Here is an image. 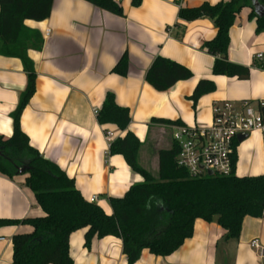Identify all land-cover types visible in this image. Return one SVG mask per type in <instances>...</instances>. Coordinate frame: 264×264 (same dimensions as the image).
Here are the masks:
<instances>
[{"label":"crops","instance_id":"obj_1","mask_svg":"<svg viewBox=\"0 0 264 264\" xmlns=\"http://www.w3.org/2000/svg\"><path fill=\"white\" fill-rule=\"evenodd\" d=\"M113 1L122 10L121 16L83 0H53L45 21L23 23L40 35L43 46L27 52L36 75L35 91L19 121L30 146L73 179L82 198L107 216L112 215L109 199L123 197L133 184L143 181L130 172L122 156L108 154L105 133L111 132L114 140L125 135L115 125L96 121L108 93L114 94L119 107L129 110L128 132L141 143L138 162L154 175L158 172L156 152L169 148L176 124L208 126L214 103L242 107L244 102L256 105L264 100V31L255 33L256 22L248 19L250 9L241 11L229 31V61L250 70L249 78L239 81L213 75L214 57L201 49L214 39L213 23L209 19L186 23L178 18L180 8L229 0ZM123 55L129 60L126 77L112 72ZM159 57L186 68L191 79L178 82L168 92L152 89L145 76ZM200 80L212 81L216 89L193 104L190 97ZM26 84L21 60L0 54V136L4 139L12 134L11 115ZM148 149L151 158L144 155ZM235 152L237 177L264 174V136L237 142ZM26 177L17 175L10 180L0 175V220L45 216L32 192L24 187ZM31 232L27 225L0 230V264H12L11 238ZM85 232L79 230L68 237L74 264H127L120 238L94 240L86 248ZM240 233L236 243L225 246L228 263L264 264V255L250 247L256 241L264 249V217L245 218ZM192 235L165 258L143 250L135 264H216L217 248L225 236L222 228L215 220L198 219Z\"/></svg>","mask_w":264,"mask_h":264},{"label":"trees","instance_id":"obj_2","mask_svg":"<svg viewBox=\"0 0 264 264\" xmlns=\"http://www.w3.org/2000/svg\"><path fill=\"white\" fill-rule=\"evenodd\" d=\"M93 7L121 16L122 10L113 0H83ZM53 0H0V54L21 60L27 84L21 92L15 112L11 115L12 134L0 136V175L10 180L25 168L24 187L35 197L44 217L19 221L0 220V230L8 226L27 225L29 234L13 236L12 264H74L69 255V239L73 232L84 230L86 248L94 240L118 237L127 264H135L142 251L165 258L177 251L186 239L193 237L198 219L206 223L214 220L225 236L217 248L216 264H229L225 246L236 243L241 236L245 218L264 217V174L256 177H206L191 179L188 172L176 166L178 147L171 142L168 149L156 152L157 174L146 171L138 162L141 143L128 132L129 110L119 107L115 96L108 93L97 111L100 125H115L124 137L110 144L109 156H122L130 170L143 181L133 184L121 198L109 199L112 215L107 216L97 205L88 203L75 188L73 179L56 164L46 160L30 146L19 125L21 114L35 91V71L28 59L30 49L41 50L40 35L24 27L25 21H45L51 14ZM245 8L250 9L249 20L256 22L258 34L264 31V0H229L216 4L203 3L192 9L180 8L178 18L183 22L209 19L216 34L201 49L214 57L213 75L247 80L250 70L231 63L228 58L229 31ZM262 13V15H260ZM128 57L123 55L112 72L127 76ZM145 81L159 93L168 92L178 82L191 79L183 66L163 57L156 58L147 70ZM190 101L195 102L211 94L216 87L212 81L200 80L194 87ZM179 126V124H176ZM237 142L234 143L236 148ZM235 152V151H234ZM237 160L232 158L233 168ZM235 169V168H234Z\"/></svg>","mask_w":264,"mask_h":264},{"label":"built area","instance_id":"obj_3","mask_svg":"<svg viewBox=\"0 0 264 264\" xmlns=\"http://www.w3.org/2000/svg\"><path fill=\"white\" fill-rule=\"evenodd\" d=\"M211 120L208 126L179 125L171 134L179 150L176 166L186 170L191 179L235 174L232 158L238 135L264 136V100L256 105L244 102L242 107L230 102L214 103ZM105 140L109 145L114 142L111 132L105 133ZM250 247L264 255L256 241Z\"/></svg>","mask_w":264,"mask_h":264},{"label":"water","instance_id":"obj_4","mask_svg":"<svg viewBox=\"0 0 264 264\" xmlns=\"http://www.w3.org/2000/svg\"><path fill=\"white\" fill-rule=\"evenodd\" d=\"M260 15H262V13H260ZM249 138V135L247 134H244V135H238L237 137V142L238 143H243L246 139ZM25 168H21L17 171V175L18 176H25L24 173H25Z\"/></svg>","mask_w":264,"mask_h":264},{"label":"rangeland","instance_id":"obj_5","mask_svg":"<svg viewBox=\"0 0 264 264\" xmlns=\"http://www.w3.org/2000/svg\"><path fill=\"white\" fill-rule=\"evenodd\" d=\"M144 155L146 156V157H149V158H151V155H150V150L148 149L147 151L145 150L144 151ZM152 166H153V164L152 163H150V164H147V167L148 168H150V170H151V168H152ZM148 170V169H147ZM153 173V172H152ZM156 174V173H155Z\"/></svg>","mask_w":264,"mask_h":264}]
</instances>
